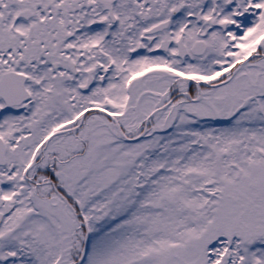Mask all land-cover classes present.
Returning a JSON list of instances; mask_svg holds the SVG:
<instances>
[{"label": "snow or ice", "instance_id": "snow-or-ice-1", "mask_svg": "<svg viewBox=\"0 0 264 264\" xmlns=\"http://www.w3.org/2000/svg\"><path fill=\"white\" fill-rule=\"evenodd\" d=\"M0 264H264V0H0Z\"/></svg>", "mask_w": 264, "mask_h": 264}]
</instances>
